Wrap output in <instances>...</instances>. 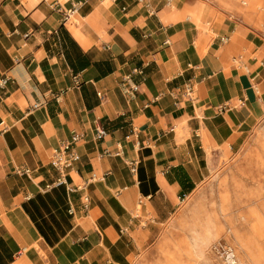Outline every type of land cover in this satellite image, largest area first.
<instances>
[{
  "label": "crops",
  "instance_id": "crops-1",
  "mask_svg": "<svg viewBox=\"0 0 264 264\" xmlns=\"http://www.w3.org/2000/svg\"><path fill=\"white\" fill-rule=\"evenodd\" d=\"M255 1L0 0V264H135L264 119Z\"/></svg>",
  "mask_w": 264,
  "mask_h": 264
},
{
  "label": "rangeland",
  "instance_id": "rangeland-1",
  "mask_svg": "<svg viewBox=\"0 0 264 264\" xmlns=\"http://www.w3.org/2000/svg\"><path fill=\"white\" fill-rule=\"evenodd\" d=\"M248 10L264 18V0ZM264 264V119L244 146L216 155L209 177L135 264Z\"/></svg>",
  "mask_w": 264,
  "mask_h": 264
},
{
  "label": "built area",
  "instance_id": "built-area-1",
  "mask_svg": "<svg viewBox=\"0 0 264 264\" xmlns=\"http://www.w3.org/2000/svg\"><path fill=\"white\" fill-rule=\"evenodd\" d=\"M128 79L125 78L123 81V84L127 81ZM7 83V78H2L0 80V87H3ZM139 88V85L135 84L132 85L130 88V91H137ZM99 95L102 97V93H99ZM38 104H35L33 108H36ZM107 135V130L103 126H99L96 130V137L97 139H102ZM81 140V136L79 134H73L70 140L63 141L57 148L53 150L52 156H51V163L53 166L58 169L60 172V178L55 182V184H63L67 183V175L68 171L67 169L71 168L80 158L77 150H76V145L77 143ZM131 169L133 172H136V165L135 162H131ZM28 171V170H24ZM88 185V182L84 183L81 186H75L71 187L69 186L68 189L70 191H76L79 189H85ZM89 202V197L88 195L85 196V207H87ZM72 211V210H71ZM225 254L227 260L235 264L236 262V256L234 253V250L231 247H228L225 249Z\"/></svg>",
  "mask_w": 264,
  "mask_h": 264
}]
</instances>
